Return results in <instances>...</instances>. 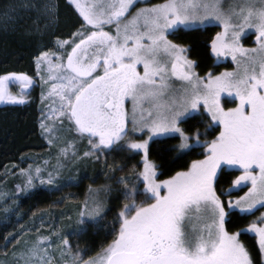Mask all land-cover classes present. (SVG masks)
I'll return each instance as SVG.
<instances>
[{"label": "snow or ice", "instance_id": "6c2138e0", "mask_svg": "<svg viewBox=\"0 0 264 264\" xmlns=\"http://www.w3.org/2000/svg\"><path fill=\"white\" fill-rule=\"evenodd\" d=\"M67 3L77 14L78 27L68 39L57 38L55 51L35 56L41 102L51 101L40 128L50 145L61 146L47 178L46 168L21 170L26 186L34 187L37 180L55 185L58 169L70 157L82 161L114 151L142 154L143 170L134 181L111 177L122 186L125 201L111 242L96 257L84 259L62 237L63 264H264V0H231L227 7L224 0H163L144 7L139 0ZM21 11L34 13L25 29L30 36H43L60 21L58 0H18L0 8L5 30L22 22ZM210 25L223 29L211 41L212 54L231 56L236 68L201 76L190 46L174 38ZM246 30H254L255 47L242 45ZM12 82L20 85L21 94H12ZM33 84L23 72L0 75V103H26L25 90ZM196 115L203 132L182 127ZM213 132L218 134L207 139ZM85 139L88 148L79 155L76 143ZM168 139L179 140L170 149L177 153L173 162L197 149L202 158L161 179L163 164L149 159L150 146ZM232 175L230 187L223 189L221 181ZM244 187L247 191L233 200V193ZM88 191L78 213L81 231L86 218L103 219L100 193L111 187L89 186ZM237 211L260 215L247 228L230 231V216ZM244 233L254 234L257 252L241 242ZM51 243L49 236H39L17 260L53 264Z\"/></svg>", "mask_w": 264, "mask_h": 264}, {"label": "trees", "instance_id": "16d2710c", "mask_svg": "<svg viewBox=\"0 0 264 264\" xmlns=\"http://www.w3.org/2000/svg\"><path fill=\"white\" fill-rule=\"evenodd\" d=\"M9 2H18V0H0V8ZM161 2L163 0L149 1L151 5ZM58 3L60 21L43 36H30L25 32V29L32 24L34 13L19 12L22 22L15 26L9 25L7 30L0 23V75L23 72L33 78L35 56L41 50H48L57 38L68 39L69 34L75 31L78 24H76L77 14L74 8L68 6L67 0H58ZM217 32V27L210 26L184 31L174 38V42L190 46L189 56L197 61V71L200 74L209 70L218 73L222 69H232L230 63L212 67L207 44ZM251 37L252 35H249L243 39L244 46L251 45ZM9 89L13 95L21 94L15 83L11 84ZM26 96L24 104H0V176L8 167L17 164L26 156L41 155L47 148L38 132L39 93L35 85L26 92ZM182 127L190 130L199 128L201 132L204 130L199 115L188 119L182 124ZM217 134L218 132H213L206 138L210 140ZM86 141L85 139L80 144L79 155L87 150ZM178 144V139H168L150 146L149 159L158 165L163 164V168L160 170L165 175L161 179H166L168 175L183 169L193 159L202 158L199 155L202 150L197 149L191 155L173 162L177 153L170 149ZM84 161L85 163L79 166L80 170L77 166H72L77 171V178L74 182L63 184L50 192L36 190L28 194H13L12 197L10 196L14 200L10 213L5 212V208L9 209L7 202L0 203V264H13L10 259L11 251L20 249L23 240H30L42 220L47 221L44 225L53 226L56 232L55 236L60 241L62 237L66 236L72 252H79L84 259L96 257L101 249L111 242L113 239L112 228L116 223L117 214L125 203L123 196L120 195L122 186L117 185L111 177L124 176L129 181H134L135 173L141 171L140 155L114 151L101 154L99 160L92 157ZM111 168L116 170L109 171ZM120 169L124 170L120 171ZM234 178V175L226 176L220 186L227 189L230 187L229 181ZM104 185L111 187V191L105 193L106 212L104 217L98 222L86 220L81 231V225L78 224V213L89 192V186L99 189ZM233 196L238 195L233 193ZM257 212L255 215H245L239 212L231 215L229 230L238 231L247 227L255 219ZM240 239L249 249L254 252L258 251L254 236L244 233Z\"/></svg>", "mask_w": 264, "mask_h": 264}, {"label": "rangeland", "instance_id": "374dc122", "mask_svg": "<svg viewBox=\"0 0 264 264\" xmlns=\"http://www.w3.org/2000/svg\"><path fill=\"white\" fill-rule=\"evenodd\" d=\"M149 1L150 0H139L138 6L139 7L151 6ZM230 2H231V0H224L225 7H227L228 3H230ZM210 26L217 27L219 32L223 31V29L221 27H219V26H216V25H210ZM210 26H208V27H210ZM201 29H203V28H201ZM249 35H252L251 41H250L251 45L244 46L242 41H243V39L245 37H247ZM241 43H242V45L245 48L255 47L256 43H255V32H254V30H246L245 31V35H244V37L241 40ZM49 49H51L52 51L56 50V41L51 44ZM68 50L70 51V48ZM45 51H47V50H45ZM225 60H226L227 63H230L232 65V69H227V70L226 69H222L220 72H218L215 75H219L220 73H222L224 71H233V70H235L236 65L232 61L231 56H227ZM217 62L218 63H223V61H217ZM196 71H197V68H196ZM208 72H211V70L206 71L203 74H200L199 72L198 73L201 76H203V75H205ZM41 74L46 75V68L42 70ZM32 79L34 81L33 85L36 86V88L38 90V93H39V101H38L39 102L38 132H39L40 137L45 142L47 148H46V151L43 154H41V155L26 156L25 158L20 160V162H18L17 164L8 167L4 171V173L0 176V203L4 204V203L7 202V207L9 208L7 213H10L12 211V209L10 210V208L14 204V200L11 198L13 194H20V193L21 194H28V193H31V192L36 191V190H44V191L50 192V191L55 190L56 188H58L59 186H61L63 184L72 183L77 178V171L73 167L77 166L78 169L80 170L81 167H79V166L81 164L85 163L84 160L76 161V160L71 159V157H70L68 160L63 161V167L58 169V175L56 176L55 185H41L39 183V181L37 180L35 182V186L34 187L28 188L26 186V176L24 174H22L21 170L23 169V170L27 171L30 168V166H31V168L33 170L36 167L46 168L44 178H47V171H51L53 169V166L56 165V163H57L56 157H57V154H58V151H59V147L61 146L59 142H57L56 144L50 145L48 143V140L45 138V135L42 134V131H41V128H40L41 120L43 119L44 114H46L48 112V104H50L51 101H46L43 104L41 102V91H42L41 80H40V75H37V69H36L35 61H34V76H33ZM14 83L17 84V89H19V91H21L20 85L18 83H16V82L10 83L9 86L11 84H14ZM32 86L27 88L25 90V93L28 92L29 89ZM175 86L179 87L180 86L179 82H177ZM44 91L46 92L47 89L45 88ZM0 104L1 105H13V104H4V103H0ZM53 106H55V105H53ZM128 107L130 109L131 105L129 104ZM229 107H233V106H229ZM42 109H43V113L41 111ZM66 124H67V122H65V126H66ZM56 135H59L61 137H65L67 135V133L66 132H58V133H56ZM82 141L83 140H78L77 143H76V150H77L78 154H79V150H80L79 146L82 143ZM139 155H140V159H141V171H142L143 170V156H142V154H139ZM45 161L48 162L47 165H45ZM80 172H79V174H80ZM245 191H247V188H246ZM243 194L238 195V196H233L231 198L233 200H235L239 196H242ZM100 195H101V197L104 198L105 206H106L105 193L101 192ZM88 196H89V192L86 194L85 199ZM85 199H84V201H85ZM82 205H83V203L81 204V207H82ZM261 211H264V209H262ZM259 215H260V212L258 211L256 216H255V219ZM86 220L87 221H92V220L87 219V218H86ZM43 221L44 220H42V222L39 223V225L37 226V230L33 233V235H32L33 237L30 240H28V239L23 240L22 243H21L20 249H17L15 251H11L10 259L12 260L13 264H24L23 260H17V257L19 256V252L21 250H23L26 246H31L32 243L35 241V239L37 237H39V236H42V235L43 236H49L51 241H52L51 246L48 247V252H49L50 255L55 257V260L53 261V264H63V260L61 258L60 250H61V248H64L65 246L62 245L60 239H57L56 236L53 235V233H56L55 229L53 228V226L52 225L46 226L44 224L47 221H44V222ZM245 228H247V227H245ZM245 234L254 236V234H252V233H245ZM257 246H258V244H257ZM14 253H15V256H14Z\"/></svg>", "mask_w": 264, "mask_h": 264}, {"label": "flooded vegetation", "instance_id": "af4514ba", "mask_svg": "<svg viewBox=\"0 0 264 264\" xmlns=\"http://www.w3.org/2000/svg\"><path fill=\"white\" fill-rule=\"evenodd\" d=\"M219 32V31H218ZM215 37V36H214ZM213 37V38H214ZM211 41H212V39L208 42V44H207V46H208V49H209V55H210V58H211V60H212V67H219V66H223V65H225V64H227V62H226V57H220V58H217V57H215L213 54H212V52H211ZM217 61H223V63H218ZM212 73H213V71H211ZM213 74H217V73H213ZM228 107L229 106H234V104H228L227 105ZM239 173H237V175H238ZM246 190V187H244V188H242V190H237V191H235L234 193L235 194H237V195H241V194H243L244 193V191Z\"/></svg>", "mask_w": 264, "mask_h": 264}]
</instances>
